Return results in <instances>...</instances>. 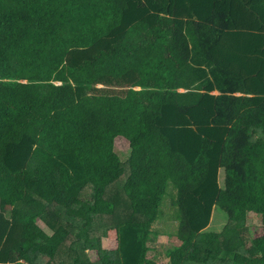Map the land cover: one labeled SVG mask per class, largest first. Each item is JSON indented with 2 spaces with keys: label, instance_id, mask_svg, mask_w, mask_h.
<instances>
[{
  "label": "trees",
  "instance_id": "obj_1",
  "mask_svg": "<svg viewBox=\"0 0 264 264\" xmlns=\"http://www.w3.org/2000/svg\"><path fill=\"white\" fill-rule=\"evenodd\" d=\"M164 203L167 264H264V0H0V264H156Z\"/></svg>",
  "mask_w": 264,
  "mask_h": 264
},
{
  "label": "rangeland",
  "instance_id": "obj_2",
  "mask_svg": "<svg viewBox=\"0 0 264 264\" xmlns=\"http://www.w3.org/2000/svg\"><path fill=\"white\" fill-rule=\"evenodd\" d=\"M114 146L115 150L119 155V158L121 161L125 159V156L127 154V149H128V142L122 138V137H117L114 141ZM171 189V185L168 186L167 190V195L164 197L165 199L168 197L169 198V190ZM165 204V203H164ZM163 205V204H162ZM161 205V207H162ZM159 209V218L158 221L153 225V230L157 232L159 238L157 244L154 246H151V252L149 253L148 258H152L156 260V264H167V259L165 257V252L168 248L170 247H178L180 246V243L174 239L173 237H166L164 233H171L172 229L176 226L173 217L174 215V210H172L169 206L168 203L165 204V208L163 210ZM247 226L251 231H254L256 233H261V222L260 218L258 215H254L252 213L247 214ZM221 220V219H220ZM39 226L46 231L48 234H51L52 231L48 227L47 224L42 222L41 220L38 221ZM223 222V221H222ZM221 225V224H220ZM220 226L217 225H211L210 228L212 229H218ZM209 228V230H210ZM208 230V231H209ZM106 236V238L102 242V247L105 250H110L113 251L116 249V236H115V230H110ZM89 257L92 261L97 260V256L95 253H89Z\"/></svg>",
  "mask_w": 264,
  "mask_h": 264
}]
</instances>
